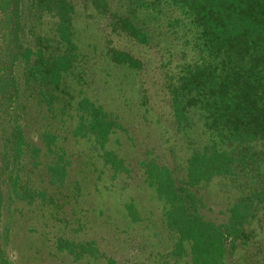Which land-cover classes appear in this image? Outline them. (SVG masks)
Instances as JSON below:
<instances>
[{
	"label": "trees",
	"instance_id": "obj_1",
	"mask_svg": "<svg viewBox=\"0 0 264 264\" xmlns=\"http://www.w3.org/2000/svg\"><path fill=\"white\" fill-rule=\"evenodd\" d=\"M0 12V148L9 161L0 210L13 170L12 195L27 204L46 197L32 171L42 168L54 186L68 175L47 124L41 148L13 121L23 96L97 147L114 175L124 172L105 148L121 125L89 94L99 75L100 85L122 90L137 80L138 107L174 137L172 166L148 156L131 168L164 204L170 257L226 264L264 231V0H0ZM128 213L138 220L132 205ZM74 246L80 257L98 253L90 242Z\"/></svg>",
	"mask_w": 264,
	"mask_h": 264
},
{
	"label": "rangeland",
	"instance_id": "obj_2",
	"mask_svg": "<svg viewBox=\"0 0 264 264\" xmlns=\"http://www.w3.org/2000/svg\"><path fill=\"white\" fill-rule=\"evenodd\" d=\"M1 15L0 12V19ZM1 40L0 33V43ZM24 43L31 44V37L25 36ZM97 69L93 71L98 75ZM21 71L20 66L16 68L19 78ZM111 75L121 78L123 74L117 71ZM99 80L98 75L94 83L92 81L89 94L121 125L119 132L112 135L105 146L125 162L124 172L117 175L104 167L97 147L64 131L60 116L53 117L54 113H47L46 108L25 100L24 96L15 103L12 119L25 125L33 144L42 148L37 134L46 124L58 135V144L63 145L65 152L68 175L62 185L54 186L44 180L42 168L32 171L31 181L46 196L44 201L37 199L34 204L14 199L15 170L11 173L13 182L5 185L4 176L0 249L7 264H106L108 258L114 264H187V258L176 260L169 255L175 238L163 224L164 204L153 189L140 178H134L135 172L131 171L139 160L148 156H158L160 161L172 166L173 157L168 148L174 137L165 138L162 126L155 124V119L138 107L137 98L143 91L137 80L135 85L127 80L128 85L123 90L120 89L123 83L100 85ZM94 85L100 86L96 89ZM58 112L62 111L59 109ZM8 164L7 156L0 148L1 171ZM131 205L136 210L137 221L129 216L128 206ZM257 235L226 264H264V231ZM89 242L99 254L80 257L75 253L76 249H69L72 245L77 247ZM59 243L68 248L59 249Z\"/></svg>",
	"mask_w": 264,
	"mask_h": 264
}]
</instances>
